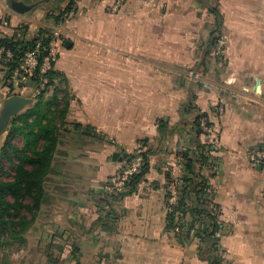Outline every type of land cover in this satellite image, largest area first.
Here are the masks:
<instances>
[{
  "label": "crops",
  "instance_id": "crops-1",
  "mask_svg": "<svg viewBox=\"0 0 264 264\" xmlns=\"http://www.w3.org/2000/svg\"><path fill=\"white\" fill-rule=\"evenodd\" d=\"M43 11L34 0H0V38L21 24L30 39L46 27L62 35L43 99L66 98L67 111L37 218L57 232L34 235L39 248L67 245L55 264H264V165L245 157L264 145V0H78L58 23ZM3 75L0 67V110L10 93ZM28 84H13L11 95L32 98ZM200 114L219 143L210 180L216 252L193 232L180 243L166 229L165 195L185 176L184 155L209 141L196 132ZM139 144L146 173L132 192L110 195L106 179ZM194 171L211 172L197 163Z\"/></svg>",
  "mask_w": 264,
  "mask_h": 264
},
{
  "label": "trees",
  "instance_id": "trees-1",
  "mask_svg": "<svg viewBox=\"0 0 264 264\" xmlns=\"http://www.w3.org/2000/svg\"><path fill=\"white\" fill-rule=\"evenodd\" d=\"M78 0H67L65 7L55 17V23L61 22L75 10V3ZM26 29V28H25ZM19 28L9 37L0 38V67L4 72L6 86L13 90L7 78L15 70L22 57L34 49L36 43L40 41L43 46H47L48 38L46 32L39 33L36 37L27 40L24 33ZM18 32L21 36H18ZM26 39V40H25ZM216 47V38L212 43ZM11 53V58L6 57V53ZM44 58V51L41 52L40 62ZM56 72L52 68L41 76L38 69L35 76L30 80L31 87L35 90L40 87V76L46 79V83L40 94L33 98L34 105L26 108L21 114L12 117L8 123V135L3 145V155L11 165L12 176L3 179V168L0 164V239L1 244L25 243L24 234L33 225L36 216L40 211L45 198V187L47 176L50 172L51 163L57 147L58 131L67 111L66 98L60 100L55 95L44 101L43 97L54 84ZM11 93H9V96ZM62 105V106H61ZM206 117L200 114L194 121L197 134L207 136L199 126V119ZM211 126L210 123H208ZM22 136L21 147L11 144L12 137ZM144 146V145H143ZM7 150V151H6ZM215 152L212 145L207 141L205 144L197 146L193 157L184 155L183 176L175 186V200L171 202V189L168 188L165 199L167 203V225L166 229L175 234L177 240L182 243L188 239L191 233H195L201 239L203 247L216 252L217 242L215 235L221 228L219 221L218 206L213 202V188L210 180L214 177L217 165ZM142 158L138 172L125 183L124 190L132 192L134 186L142 179L147 171L146 153L140 152ZM128 163L132 161L128 156ZM211 170L208 177L199 175L194 171L195 165ZM194 190V191H192ZM122 191V193H123ZM194 198L190 197V193ZM121 192L111 193L119 195ZM206 239V240H205ZM5 246V245H4ZM202 247V249H203ZM214 262L217 263L215 257Z\"/></svg>",
  "mask_w": 264,
  "mask_h": 264
},
{
  "label": "built area",
  "instance_id": "built-area-1",
  "mask_svg": "<svg viewBox=\"0 0 264 264\" xmlns=\"http://www.w3.org/2000/svg\"><path fill=\"white\" fill-rule=\"evenodd\" d=\"M120 0H117V3ZM122 1V0H121ZM2 24L7 25L6 22H2ZM18 36L21 34L18 32ZM58 41L55 38H51L48 40L47 46H43L41 42H37L34 49L28 51L20 60L19 64L15 68V70L11 73L9 78L10 84H21L25 85L30 82V80L35 76V72L38 69V72L41 76L47 73L51 68L53 63L57 60L58 57ZM216 51L220 53L221 41L216 40ZM2 51V50H1ZM0 51V53H1ZM44 51V58L42 62H40L41 52ZM11 53L7 52L6 57L11 58ZM40 76V87L35 89L32 94V98L38 96L43 89L46 79ZM194 77V75H193ZM230 83V81H228ZM224 111V107L222 104H218L215 106V113L217 115H221ZM209 121L207 117H201L199 119L200 128L207 133V137L209 138V143L212 145V149L217 152L219 149V143L217 137L214 136L212 127L208 125ZM142 146L139 144L135 151L140 152ZM245 157L248 162L254 165H264V145L260 147H252L248 148L245 151ZM142 158L139 154L126 167L125 170L116 176L110 178L108 184H106V188L110 193L122 192L125 187V183L132 177L133 174L139 171L141 166ZM171 202L175 200V186L171 185Z\"/></svg>",
  "mask_w": 264,
  "mask_h": 264
},
{
  "label": "rangeland",
  "instance_id": "rangeland-1",
  "mask_svg": "<svg viewBox=\"0 0 264 264\" xmlns=\"http://www.w3.org/2000/svg\"><path fill=\"white\" fill-rule=\"evenodd\" d=\"M34 1L39 3V6L44 9V11H43L44 14H48V15L53 14V15H57V17L59 16L60 9L58 11L54 10L55 7L56 8L58 7V3H57L58 0H50V3L49 2L47 3V0H34ZM122 1L120 0L118 2V4L121 3ZM116 2H117V0H116ZM43 12H39V13L37 12L36 16H34V17H36V19H40L41 21L50 19V17H48V16H47L48 19H46L42 15ZM6 21H7L6 19H0V23L6 22ZM17 28L22 30L21 32L24 33V37L27 40H30V38L28 37V34H27V29H25V26L23 24L18 25ZM44 30L46 31L45 38L49 37L48 40H50L51 38H55V40L61 41L60 39L62 38V35L60 34L58 29L46 27ZM38 42H40V41H38ZM9 78H7L8 81H9ZM5 82L6 81L4 80L3 83L6 86ZM11 92H12V90L10 91V93ZM22 112L23 111H21V113ZM8 128L9 127L7 126L5 131L0 135V164H1V167L3 168L4 175L1 176V178H3V179H9L12 176L11 165L6 160V158L4 156H2L3 152H4L3 151V145L5 143V140L7 138L8 132H9ZM15 137H12L10 142L12 141L18 147H20L21 137H19V136L17 138H15ZM140 152H143V146H142V149ZM140 152H138V151L133 152L132 151L129 154L131 156L134 155L133 158H135L137 156V154H140ZM128 158H127V162H125L126 163L125 166H123V168H121L117 173H115L111 177L116 176L118 174H121V172L126 169V167L129 165ZM133 158L131 157V159H133ZM111 177L106 179L104 186H106V184H108ZM47 187H48V185H47ZM45 198L47 199V196ZM39 214H40V211L38 212V214L36 216V220L33 223V225L24 234L25 238L27 237V235L29 237L28 239H26L25 243H22V244H19L17 242L11 243L13 241H10L7 244H1L0 243V264H29L31 261H33L32 264H55V262H53L52 260L57 259V258H54L55 257L54 254L57 252L58 246H59V248L64 247V249H65V247H67V245H65L63 242L59 241V242H57V244H54L53 246L52 245L48 246V245H46V242L44 241V242H41L42 244L40 245V248H39L40 241H37V239L35 238V236H37V234H39L41 232H50V233L51 232H57V230L52 228V226H50L48 224H41L42 222L39 221V219L37 221ZM58 229L61 231L63 229L64 230L68 229V227H66V226L64 228L59 227ZM0 239L2 241V238H0ZM35 249H37V251ZM38 249H44V250H46V252L41 254L38 251ZM50 251L52 253H50V255H48L47 252L49 253ZM37 254H38V256H37ZM69 259H70L69 257H66L64 260L66 261ZM60 260H61V257H60ZM213 262H214V259H213Z\"/></svg>",
  "mask_w": 264,
  "mask_h": 264
},
{
  "label": "water",
  "instance_id": "water-1",
  "mask_svg": "<svg viewBox=\"0 0 264 264\" xmlns=\"http://www.w3.org/2000/svg\"><path fill=\"white\" fill-rule=\"evenodd\" d=\"M20 6V5H19ZM20 11H22L24 8H19ZM31 84H28L30 86ZM259 88V81L256 80V85L254 90H258ZM33 99L30 97H24L20 95H11L9 96L1 110H0V135L5 131L6 127L8 126V123L12 117L17 116L26 106L30 105L32 103ZM119 154L115 153L113 155V159L118 157ZM127 156L124 154L123 158H126Z\"/></svg>",
  "mask_w": 264,
  "mask_h": 264
}]
</instances>
